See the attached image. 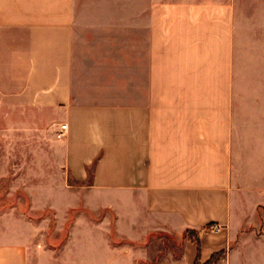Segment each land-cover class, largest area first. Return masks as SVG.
I'll return each mask as SVG.
<instances>
[{"label":"crops","instance_id":"0c3cea01","mask_svg":"<svg viewBox=\"0 0 264 264\" xmlns=\"http://www.w3.org/2000/svg\"><path fill=\"white\" fill-rule=\"evenodd\" d=\"M1 150L0 264H264V0H0Z\"/></svg>","mask_w":264,"mask_h":264},{"label":"rangeland","instance_id":"374dc122","mask_svg":"<svg viewBox=\"0 0 264 264\" xmlns=\"http://www.w3.org/2000/svg\"><path fill=\"white\" fill-rule=\"evenodd\" d=\"M1 138L4 139L5 136ZM7 154V151L1 150L0 158H3ZM20 170L21 168L19 167L0 165V211H3L5 208L18 206L21 207L22 211L26 212L31 206L26 192H36L41 189L46 191L50 189V184L14 181L16 174H19ZM72 217L73 213L70 215V220Z\"/></svg>","mask_w":264,"mask_h":264},{"label":"trees","instance_id":"16d2710c","mask_svg":"<svg viewBox=\"0 0 264 264\" xmlns=\"http://www.w3.org/2000/svg\"><path fill=\"white\" fill-rule=\"evenodd\" d=\"M185 235H187L196 245L197 247V257L196 260L194 262V264H199V251H200V243H199V239L197 237V234L194 231L191 230H187L185 232ZM223 255V252H219L215 255H213L205 264H212L213 262L217 261L219 259L220 256Z\"/></svg>","mask_w":264,"mask_h":264},{"label":"built area","instance_id":"2783aa9c","mask_svg":"<svg viewBox=\"0 0 264 264\" xmlns=\"http://www.w3.org/2000/svg\"><path fill=\"white\" fill-rule=\"evenodd\" d=\"M66 131H67V124L66 123H62L58 126V128L55 130L54 132V136L57 138V139H61L65 136L66 134ZM218 226H215V230H217Z\"/></svg>","mask_w":264,"mask_h":264}]
</instances>
